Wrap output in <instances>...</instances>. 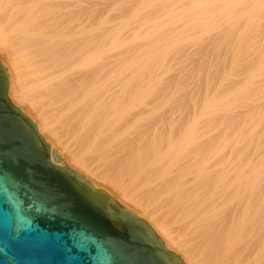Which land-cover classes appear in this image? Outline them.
<instances>
[{
    "label": "bare ground",
    "instance_id": "6f19581e",
    "mask_svg": "<svg viewBox=\"0 0 264 264\" xmlns=\"http://www.w3.org/2000/svg\"><path fill=\"white\" fill-rule=\"evenodd\" d=\"M0 61L51 151L184 264H264V0H0Z\"/></svg>",
    "mask_w": 264,
    "mask_h": 264
},
{
    "label": "water",
    "instance_id": "95a60500",
    "mask_svg": "<svg viewBox=\"0 0 264 264\" xmlns=\"http://www.w3.org/2000/svg\"><path fill=\"white\" fill-rule=\"evenodd\" d=\"M0 264H184L142 217L51 151L8 98L1 61Z\"/></svg>",
    "mask_w": 264,
    "mask_h": 264
}]
</instances>
